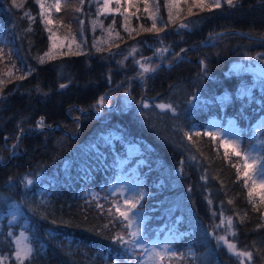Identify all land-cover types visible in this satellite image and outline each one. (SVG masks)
<instances>
[{"label": "trees", "instance_id": "trees-1", "mask_svg": "<svg viewBox=\"0 0 264 264\" xmlns=\"http://www.w3.org/2000/svg\"><path fill=\"white\" fill-rule=\"evenodd\" d=\"M47 1L0 0V264H121L133 246L116 239L129 240V230L116 211L120 197L107 189L133 144L146 191L138 205L148 215L144 233L173 230L177 264H241L212 237L210 211L228 215L236 250L264 264V203L249 197L242 159L230 149L225 155L219 135L199 132L188 141L174 127L188 119V106L208 111L190 122L204 125L216 115L223 124L237 121L247 136L264 115V77L254 86L253 76L257 67L264 71V0L203 8L158 0L160 22L140 1L129 17L122 0H67L58 12ZM154 21L161 31H147ZM163 49L172 51L168 58L157 53ZM135 58L153 59V73L138 71ZM132 83L136 101L122 109ZM223 91L230 95L221 102ZM101 96L111 106L94 113ZM187 151L199 172L177 173ZM15 203L32 245L22 262L14 255L20 226L8 217Z\"/></svg>", "mask_w": 264, "mask_h": 264}, {"label": "rangeland", "instance_id": "rangeland-1", "mask_svg": "<svg viewBox=\"0 0 264 264\" xmlns=\"http://www.w3.org/2000/svg\"><path fill=\"white\" fill-rule=\"evenodd\" d=\"M121 0H119L120 2ZM124 4V9L127 10V16L129 17L130 14V9L137 4L139 1L143 2L148 6V8L151 9V14L152 17L157 19V22H160L159 18V13H160V7L158 4V0H122ZM183 0H175L174 2L176 3V6H180L181 2ZM193 1H199L200 3H214L216 4L217 0H193ZM223 0H219V4ZM226 1V0H225ZM67 0H59L60 3V10L61 8L65 5ZM57 3V0H49L47 1V4L51 7V9L54 12H58L54 5ZM119 6L122 4L119 3ZM159 20V21H158ZM170 24L168 23L167 28L168 30H172V20H170ZM185 27H180L179 29H183ZM76 30V28H75ZM79 37H81L82 42L85 41L86 39V34L84 35V25H80L79 29L76 31ZM165 42L163 41L164 45ZM0 49H2V37L0 36ZM170 52V53H169ZM159 56L163 58H168V56L172 53V51L169 50H160V52H157ZM151 58H135V63L139 66L138 71L146 75L147 73L151 72L153 73L154 69L156 68L155 62H152ZM167 62V61H165ZM164 62V64H165ZM163 64V65H164ZM144 67H148L150 70L145 72ZM253 71V70H252ZM253 76H254V86L258 85V78L264 77V71L260 70L259 67L255 68L253 71ZM141 76L136 77V81H142ZM123 84V83H122ZM129 83H126L128 86ZM129 89L126 90V92L122 96V104H120V108L124 109L126 107L132 106L134 102L136 101V96L132 93L135 83H132L129 85ZM141 86H144L147 88L146 85L141 84ZM132 90V91H130ZM135 93V92H134ZM223 97V96H222ZM103 98V103H99V101ZM226 97H223L221 99L222 101H225ZM97 106L95 109H93L94 113H102L104 107H110L111 103L110 101H107L105 97L101 96L99 100L97 101ZM117 103H114V105ZM192 103L190 102L189 105ZM159 105H165L168 106L170 104L166 103H160ZM158 105V107H159ZM196 105V103L194 104ZM171 108L165 107L159 109L163 112L170 111L171 113H177V110L175 107L170 105ZM174 109V111H173ZM73 118V117H72ZM183 120V119H181ZM192 120L191 116L188 117V119L184 122H176L175 123V128L178 129L177 132L183 133V137L186 138L188 141L190 139L188 138L192 134H196L199 132H205V133H212L213 135H221L224 142L225 141H238L240 145V149L246 152L251 153L252 156L259 157L260 159H263V146H262V138H261V133L264 131V115H261L255 124L253 125L250 133L245 134L244 130L240 126V124L235 121L229 119L225 125H223V120L219 118L218 116L214 115L211 117V119L208 122H204V126L196 123L197 121L190 122ZM187 122H190L189 124ZM225 123V122H224ZM174 133H176V130H172ZM173 133V134H174ZM174 142V141H173ZM176 143V142H174ZM181 146V142L179 144ZM232 150L230 147L228 148ZM140 152V147L138 145H130L129 146V155L127 158H125L119 165L117 175L116 177L112 180L111 184L108 186V192L113 195L120 197L117 200V207L119 206L121 210L123 211L127 206L125 205V200H134L136 202V208L132 210V216L136 220V224H133L132 227H127L129 230V236L130 233L135 230L137 224L140 226L141 229V237L140 240L137 241V244L133 247H130V251L124 255V259L121 260V264H130L131 261H135L134 263L136 264H164V259L162 261H152L149 260V256L151 255V250L155 248L157 251H162L164 253V257L167 256L166 259L172 260L170 261V264H177L174 254L176 252V247L177 243H175V234L172 232L171 229L167 228V230L163 233L152 235L148 237L147 234L144 233L145 229V224L148 218V215H146V212L139 207V203L141 202L142 199H140V195L144 196V190L142 187V180L139 177V163L138 161H134L132 157H135L133 155L139 154ZM188 152V151H187ZM182 152L183 159L180 160L177 168V173H186V170H195L199 172V167H198V159L196 156H194L191 152L188 153ZM257 166H260L259 164ZM186 169V170H185ZM250 175L253 172V169H249ZM203 181V179H200ZM198 181V180H197ZM252 181V180H251ZM260 180L257 179V183L255 186V191L253 192L254 198L257 197L260 201V195L264 194V189L259 187ZM204 182H195V190L196 191H201L203 190ZM254 186L252 185L251 188ZM207 189V188H204ZM188 192L190 193V188H188ZM206 192V191H205ZM192 193V191H191ZM42 197V196H41ZM210 233L212 237H215L217 239V242L219 246L224 247L228 253H233L232 251L229 250L227 244L224 241H221L219 238L224 237L225 240L228 243H233L234 239V230L232 226V221L231 224L228 223L230 217L223 212L220 211H210ZM8 217L9 220L11 221L12 224H19L20 230L18 234L15 236V247H14V255L16 257V253L18 250L24 248L25 246L30 247L32 251V245L29 241L28 238V233L26 231L29 223L26 219H24V212L22 210V207L20 204L15 203L11 206L9 212H8ZM231 220V219H230ZM126 221V220H125ZM128 224V221H126V225ZM130 239L132 237L130 236ZM31 253V252H30ZM17 258V257H16ZM238 261L241 264H252L251 259L247 258L246 256H239L237 257ZM24 258L23 260H25ZM4 257L0 255V261L3 262ZM21 261V260H19Z\"/></svg>", "mask_w": 264, "mask_h": 264}, {"label": "snow or ice", "instance_id": "snow-or-ice-1", "mask_svg": "<svg viewBox=\"0 0 264 264\" xmlns=\"http://www.w3.org/2000/svg\"><path fill=\"white\" fill-rule=\"evenodd\" d=\"M226 2L229 5H234V0H226ZM41 8H44V5L41 4L40 5ZM169 7V9H171V7H173V4H169L167 5ZM196 7H201L203 8L204 5L203 4H196ZM54 7L56 8L57 11L60 10V3L59 0H57V3L54 5ZM105 7L107 8V5H105ZM215 7H220L219 4V0H217ZM191 9H189L190 11ZM145 11H147V7H145ZM169 17L171 18V11H169ZM47 23H51L50 20L46 21ZM114 23V21H113ZM181 27H186V25L181 24ZM157 30V32L161 31L162 29H157L156 23L155 21L153 22L151 28L147 29V31H152V30ZM3 56V50L0 49V58H2ZM41 62L43 63V58H41ZM150 69L148 67H144V71L147 72ZM21 79L23 77H20ZM61 87H65V85H61ZM103 98H101V100L99 101V103H103ZM145 107H147V105H145ZM159 107L161 108H165V107H169L171 108L170 105L165 106V105H159ZM174 111V109H173ZM43 122L41 120V126H42ZM206 135H212V133H205ZM196 135H200V133H196ZM189 139H191V136L188 137ZM215 138V137H213ZM224 146H225V155L228 154L227 149L230 147L232 149V154L241 157L242 159V163H243V172L242 175L244 177H247L248 179L252 180V184H253V188L250 189L248 195L249 197H251L253 195V192L255 191V186L257 183V179L260 180V184L259 187L264 189V159H260L259 157L256 156H252L251 153L246 152V151H242L240 149V145L238 141H225L224 142ZM260 166H257V165ZM235 166V165H234ZM249 169H253L252 174L250 175ZM239 171V169H238ZM29 183H31V181H29ZM246 186H247V181H246ZM140 199H143V196L140 195L139 197ZM260 202L264 203V194L260 195ZM255 203V202H253ZM125 205L127 206L123 211L121 210V208L118 206L116 208V211L119 213V215L121 217H123L124 220L128 221V224L125 225V227H132L133 224H136V220L135 218L132 216V210L136 208V202H134V200H129L126 199L125 200ZM111 211V209L109 210ZM229 224H231V220L229 219L228 221ZM130 236L132 237V239L129 240H125L124 236H120L117 235L116 239L121 241L122 243H126L128 245L131 246H135L137 244V241L140 240L141 237V229L140 226L137 224L135 230H133L130 233ZM221 241H224L229 250L232 251L235 255L237 256H246L247 258L251 259L252 257V253L251 252H240L236 250V245L233 243H228L224 237H220L219 238ZM31 249L30 247L25 246L24 248L20 249L17 251L16 253V257L18 260H21V262L23 261L24 258H27L30 255ZM164 259V253L162 251H157L155 248H153L151 250V255L149 256V260L152 261H162Z\"/></svg>", "mask_w": 264, "mask_h": 264}, {"label": "bare ground", "instance_id": "bare-ground-1", "mask_svg": "<svg viewBox=\"0 0 264 264\" xmlns=\"http://www.w3.org/2000/svg\"><path fill=\"white\" fill-rule=\"evenodd\" d=\"M222 33L223 32H219V35L218 36H220V35H222ZM208 39H206L205 41H207ZM204 41V42H205ZM222 95H224V96H226V98H228V96L230 95V92L229 91H223V94ZM185 113H187V115H189V116H201V117H204V116H208V111H207V109H206V105H203V109H202V111H204V112H200V111H196V110H194L192 107H189L188 106V108H186L185 110ZM192 122H194V121H192ZM208 122V121H207ZM196 123H199L198 121L196 122ZM71 134V133H70ZM219 136H221V135H219ZM222 137V136H221ZM223 139V138H222ZM224 141V140H223ZM16 145H17V143L16 144H14L13 145V149H16ZM243 151V150H242ZM241 158V157H240ZM264 159V158H263ZM196 176H197V174H195ZM143 190H144V195L146 194V191H145V189L143 188ZM175 223H177L178 225H179V222H175ZM166 231V230H165ZM173 232V230H171V233ZM163 233V232H162ZM176 253H177V251L175 252V254L173 255V256H175L176 255ZM167 258V256L166 257H164V264H170V261L168 260V259H166Z\"/></svg>", "mask_w": 264, "mask_h": 264}, {"label": "water", "instance_id": "water-1", "mask_svg": "<svg viewBox=\"0 0 264 264\" xmlns=\"http://www.w3.org/2000/svg\"><path fill=\"white\" fill-rule=\"evenodd\" d=\"M216 35H219V33H215V34L211 35L209 38H211V37H213V36H216ZM209 38H208V39H209Z\"/></svg>", "mask_w": 264, "mask_h": 264}]
</instances>
